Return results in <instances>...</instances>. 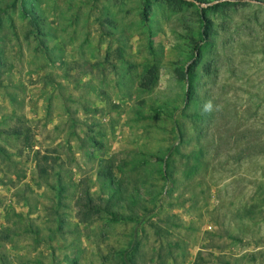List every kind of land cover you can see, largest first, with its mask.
Returning <instances> with one entry per match:
<instances>
[{
	"label": "rangeland",
	"instance_id": "rangeland-1",
	"mask_svg": "<svg viewBox=\"0 0 264 264\" xmlns=\"http://www.w3.org/2000/svg\"><path fill=\"white\" fill-rule=\"evenodd\" d=\"M0 264H264V0H0Z\"/></svg>",
	"mask_w": 264,
	"mask_h": 264
},
{
	"label": "trees",
	"instance_id": "trees-1",
	"mask_svg": "<svg viewBox=\"0 0 264 264\" xmlns=\"http://www.w3.org/2000/svg\"><path fill=\"white\" fill-rule=\"evenodd\" d=\"M202 1H204V0H202Z\"/></svg>",
	"mask_w": 264,
	"mask_h": 264
}]
</instances>
